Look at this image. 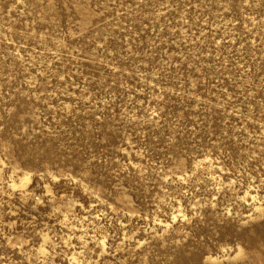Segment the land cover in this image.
<instances>
[{
  "label": "rangeland",
  "instance_id": "374dc122",
  "mask_svg": "<svg viewBox=\"0 0 264 264\" xmlns=\"http://www.w3.org/2000/svg\"><path fill=\"white\" fill-rule=\"evenodd\" d=\"M0 264H264V0H0Z\"/></svg>",
  "mask_w": 264,
  "mask_h": 264
}]
</instances>
